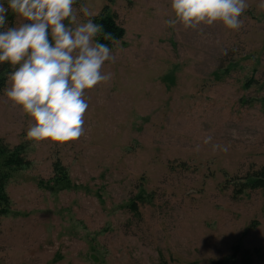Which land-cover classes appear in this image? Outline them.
Segmentation results:
<instances>
[{"label":"rangeland","instance_id":"1","mask_svg":"<svg viewBox=\"0 0 264 264\" xmlns=\"http://www.w3.org/2000/svg\"><path fill=\"white\" fill-rule=\"evenodd\" d=\"M247 2L239 31L169 28V0L75 5L125 29L113 78L86 90L84 135L67 142L28 138L31 118L0 93V139L29 160L10 171L0 264H215L236 244L264 264V192L228 181L264 166V7Z\"/></svg>","mask_w":264,"mask_h":264},{"label":"clouds","instance_id":"2","mask_svg":"<svg viewBox=\"0 0 264 264\" xmlns=\"http://www.w3.org/2000/svg\"><path fill=\"white\" fill-rule=\"evenodd\" d=\"M78 0H0V66L10 70L4 95L31 118L28 138L41 142L73 141L84 135V116L89 107L86 90L113 78L105 72L115 55L113 40L103 24L94 22L98 12ZM173 15L164 20L199 31L201 25L222 23L239 31L247 0H169ZM264 7V0H261ZM159 10H157L158 12ZM9 13L22 17L19 26H9ZM83 17V19H82ZM211 136L203 139L204 144ZM228 145L212 144V151L227 152ZM196 150H199L197 145Z\"/></svg>","mask_w":264,"mask_h":264},{"label":"trees","instance_id":"3","mask_svg":"<svg viewBox=\"0 0 264 264\" xmlns=\"http://www.w3.org/2000/svg\"><path fill=\"white\" fill-rule=\"evenodd\" d=\"M80 1L81 0H78L77 5ZM103 10L104 11L100 15L96 16L94 20L96 23L103 24L105 32L111 33L113 40L105 41L103 37H98V39L100 42L108 44L109 47H112L115 41L123 38L125 29L117 23L114 14L106 12L109 11L107 7ZM9 18L11 19L12 24H14L15 16L9 13ZM9 70L10 68L7 63L0 66V93L3 92V89L6 86L5 81ZM23 152V146L11 148L7 143L0 139V216L6 215L11 206V197L7 191L11 169H19L29 164V160L25 158ZM55 170L59 176L57 179L59 183L67 178V173L61 166L60 161L55 164ZM252 174L255 178H250V176L242 177L245 179H241L239 181V177L235 176L228 178L229 175L227 174L228 181L233 183V190L237 195H241L248 190H262L264 192V166L261 169L252 172ZM139 197L143 198V193H141ZM131 207L132 209L137 210V204L135 202L131 204ZM238 257L241 258L243 264H250L252 261L251 251L249 249L245 250L241 244H236L233 248L231 256L228 255L225 258L216 261L215 264H228L231 261L234 262ZM162 264L169 263L167 261H163Z\"/></svg>","mask_w":264,"mask_h":264}]
</instances>
